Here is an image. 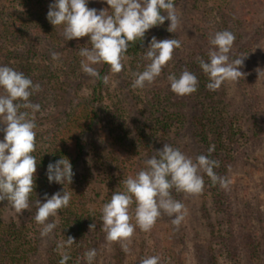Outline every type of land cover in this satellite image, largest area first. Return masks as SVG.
<instances>
[{"label": "trees", "instance_id": "trees-1", "mask_svg": "<svg viewBox=\"0 0 264 264\" xmlns=\"http://www.w3.org/2000/svg\"><path fill=\"white\" fill-rule=\"evenodd\" d=\"M212 1L0 0V264H97L109 224L137 206L131 166L139 197L152 185L182 205L189 185L201 190L215 259L264 264L263 210L230 180L239 166L264 173V83L247 61L264 0ZM112 61L128 71L124 95L111 90ZM115 249L103 264H124Z\"/></svg>", "mask_w": 264, "mask_h": 264}, {"label": "rangeland", "instance_id": "rangeland-1", "mask_svg": "<svg viewBox=\"0 0 264 264\" xmlns=\"http://www.w3.org/2000/svg\"><path fill=\"white\" fill-rule=\"evenodd\" d=\"M211 3H213L212 0L209 4ZM148 6V2H140L139 9L145 12L148 10ZM187 10L186 1H182L176 9V14L180 18L186 19ZM247 61L254 73L257 74L259 82L264 83V39ZM125 73L128 74V71H123L122 64L112 61L108 72L111 81L110 87L112 91L116 88V92L120 95L127 92V81L129 79L125 78ZM226 78L228 91L234 98H238L240 89L236 83V78L234 79L230 73ZM7 107L6 101L4 102L3 97H0V110L3 116L0 124L6 122L4 121V113L7 112ZM120 159L125 160V157L121 156ZM259 159L261 161L264 157L259 156ZM258 164L259 162H257ZM127 166H129V163H127ZM137 168L138 166L129 167V181L124 182L128 184V195H131V200L137 206L133 207L128 220L116 221L113 219L112 223L109 224L104 235V241L100 242L98 240L100 251L97 254L100 258L97 264H103L107 256L110 260V257L115 253L116 245L125 251L124 264H135L137 255L140 252L151 264H155L157 261V253H161L163 264H233L232 261L221 256L218 257L217 254L215 255L216 260L213 251L211 254L209 253V227L212 226L216 230L218 224L215 213L211 211L210 200L202 198L201 190H198L195 185H189L186 192H184L182 205L179 204V201L167 202L158 194L151 193L153 192L152 185L148 187L141 185V191H144L145 195L139 197L140 192L138 191L137 182L142 184L144 180L137 177L135 173ZM79 169L80 172L84 170L83 167ZM255 170L254 167L243 168L239 166L232 171L230 180L232 184L238 185V188L242 189V203L246 204L247 202L253 206H258L264 213V189L262 186L264 173L258 171V169ZM99 171L96 170L93 173V176L97 178L94 179L96 193L91 191L92 197L97 201L102 200L104 191L108 189L106 185L103 191L101 188H97V186L100 187L97 183L98 179L106 178V172ZM97 172L100 174H97ZM211 244H213L212 241ZM245 261L249 260L245 259ZM245 264L257 263L249 261Z\"/></svg>", "mask_w": 264, "mask_h": 264}]
</instances>
